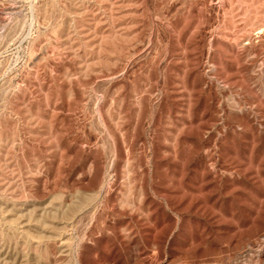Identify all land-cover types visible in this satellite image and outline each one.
I'll return each instance as SVG.
<instances>
[{"label":"rangeland","instance_id":"1","mask_svg":"<svg viewBox=\"0 0 264 264\" xmlns=\"http://www.w3.org/2000/svg\"><path fill=\"white\" fill-rule=\"evenodd\" d=\"M0 264H264V0H0Z\"/></svg>","mask_w":264,"mask_h":264}]
</instances>
